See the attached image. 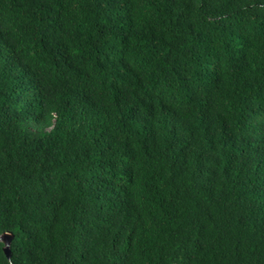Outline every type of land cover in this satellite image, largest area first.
Returning a JSON list of instances; mask_svg holds the SVG:
<instances>
[{
    "label": "trees",
    "instance_id": "trees-1",
    "mask_svg": "<svg viewBox=\"0 0 264 264\" xmlns=\"http://www.w3.org/2000/svg\"><path fill=\"white\" fill-rule=\"evenodd\" d=\"M0 264H264V0H0Z\"/></svg>",
    "mask_w": 264,
    "mask_h": 264
},
{
    "label": "water",
    "instance_id": "water-1",
    "mask_svg": "<svg viewBox=\"0 0 264 264\" xmlns=\"http://www.w3.org/2000/svg\"><path fill=\"white\" fill-rule=\"evenodd\" d=\"M14 235L12 233H4L3 235H0V241L5 244L4 252L8 259L11 260V243L13 240Z\"/></svg>",
    "mask_w": 264,
    "mask_h": 264
}]
</instances>
